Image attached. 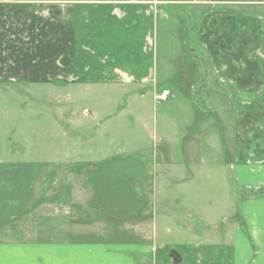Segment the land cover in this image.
<instances>
[{"label": "crops", "instance_id": "1", "mask_svg": "<svg viewBox=\"0 0 264 264\" xmlns=\"http://www.w3.org/2000/svg\"><path fill=\"white\" fill-rule=\"evenodd\" d=\"M228 1L231 5L213 6L199 17L193 30L206 52L202 63L209 64L211 71L210 95L223 96L225 101L224 106H211L208 139L215 150L225 145L222 160L237 186V196L225 212L229 216L217 219L207 233L180 235L187 242L158 240L159 220L167 235L170 222H183L176 211L182 208L177 194L185 191L179 185L186 181L181 174V180H170L171 169L162 167L168 162L158 154L159 172L153 177L139 172L130 191L142 193L135 186H144V192L152 193L149 206L154 200L163 204L160 214L149 209L147 218L141 217L127 237L97 234L92 235L97 242H75L80 235H75L71 211L73 163H61L57 173L46 169L49 164L42 160H33L27 167L21 154L28 142L19 141L16 169L4 167L0 158V264H264V0ZM172 5L161 7L149 0H0V91L5 85L22 83L129 81L131 87H152L155 96L160 88L159 64L171 61L170 54L160 50L178 42L180 31L184 32L179 27L172 35L170 24L160 19L170 8H178L180 16L183 5ZM35 91L43 96L39 89ZM198 91L195 96L206 92ZM218 107L228 113L224 121L218 120ZM191 121L199 128L195 133L183 130L185 138H205L202 122ZM221 124L225 128L218 131ZM0 136L5 139L2 127ZM8 147L5 155L13 156L15 150ZM33 166L45 171L28 173ZM10 173L17 177L9 185L12 191L6 185ZM8 191L15 193L12 200ZM44 191H49L48 200ZM182 212L184 216L187 210ZM146 224L152 225V231L148 226L143 229ZM122 237L129 240H117ZM173 250L181 262L171 257Z\"/></svg>", "mask_w": 264, "mask_h": 264}, {"label": "rangeland", "instance_id": "2", "mask_svg": "<svg viewBox=\"0 0 264 264\" xmlns=\"http://www.w3.org/2000/svg\"><path fill=\"white\" fill-rule=\"evenodd\" d=\"M149 1H154L155 5L161 7L183 5L180 16L176 14L178 8H170L160 15V19L167 20L170 24L172 35L176 36L175 28L181 27L184 31L183 34L180 31L178 42L172 41L168 48L159 49L164 55L171 56L170 63L159 64L160 88L156 91L158 93L165 87L169 88L171 94L167 101L156 102L152 87H131L129 81L37 86L22 83L5 85L0 91V127L5 131V139L0 136V158L6 163L4 167L12 170L18 167L19 155L16 151L24 140L28 142V146L26 145L21 158L23 163H27V167L33 160H42L49 164L46 169L51 167V172L57 173L61 163H73L71 173L74 178V208L71 211L75 235L81 237L76 238L75 242H97L92 236L97 234L127 237L137 229L138 226L135 225L141 217L147 218L149 209L154 215L160 214L163 204L154 200L153 205L150 202L149 206L148 198L152 193L144 192V186H135L136 189L141 187L142 193L139 190L130 191L134 188L139 172H147L146 176L153 177L161 168L157 160L158 154L165 157L163 162H168L167 166L163 164L162 167L171 169L172 173L168 177L170 180H181L179 174L186 179L179 185L185 191L175 193L182 197V208L176 211L183 214L182 210L186 209V215L178 214V220L183 221L182 223L168 224L171 228L169 235L163 231L160 220L155 224L157 232L156 228L154 232L161 242H187L189 239L180 235L211 231L217 219L229 216L225 213L226 209L229 210L237 196L236 183L231 180L228 174L230 169L222 160V153L226 152L225 145L221 149L217 145L215 150L208 139L211 106H224L225 101L223 96L210 95L211 71L209 64L202 63L206 52L198 45L193 30L199 17L205 15L210 8L231 5V2ZM240 1L243 2H233ZM194 6L202 10H195ZM203 10L206 12H202ZM202 35L208 34L204 31ZM36 89L43 92V96H37ZM198 90L207 93L195 96L194 93H199ZM49 91H52L51 95ZM218 110L219 121L228 118L224 109L218 107ZM191 120L202 122V132L207 134L205 138H185L183 130L195 133L199 128ZM221 126L218 131L225 128L222 124ZM219 133L224 137L222 132ZM5 147L15 150L13 156L5 155ZM198 147L200 153L197 152ZM173 169L180 170V173ZM31 170L45 171L41 166H33L27 172L30 173ZM50 170L46 173L49 174ZM10 175L6 180L8 190L12 187L9 186L10 183L17 178L11 173ZM189 176H194L192 181H188ZM34 178L31 177L30 180L33 181ZM59 180L60 178L58 182ZM172 189L169 188L170 191ZM8 192L12 200L15 193ZM48 192H43L47 200ZM235 214L240 216L237 212ZM149 216L146 220L150 223ZM143 229L152 231V225H143ZM116 232L118 233L114 234ZM123 237L117 240H129Z\"/></svg>", "mask_w": 264, "mask_h": 264}, {"label": "built area", "instance_id": "3", "mask_svg": "<svg viewBox=\"0 0 264 264\" xmlns=\"http://www.w3.org/2000/svg\"><path fill=\"white\" fill-rule=\"evenodd\" d=\"M170 95V91L168 89H163L161 92L155 94L154 99L156 102L167 101Z\"/></svg>", "mask_w": 264, "mask_h": 264}, {"label": "water", "instance_id": "4", "mask_svg": "<svg viewBox=\"0 0 264 264\" xmlns=\"http://www.w3.org/2000/svg\"><path fill=\"white\" fill-rule=\"evenodd\" d=\"M171 257L174 259V261H175L176 263L181 262V257H180V255L178 254V252H177L176 250H173V251L171 252Z\"/></svg>", "mask_w": 264, "mask_h": 264}]
</instances>
